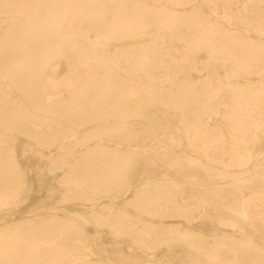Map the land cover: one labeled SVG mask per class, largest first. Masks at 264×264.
<instances>
[{
    "label": "bare ground",
    "instance_id": "1",
    "mask_svg": "<svg viewBox=\"0 0 264 264\" xmlns=\"http://www.w3.org/2000/svg\"><path fill=\"white\" fill-rule=\"evenodd\" d=\"M15 133L86 213L5 215ZM85 223L158 264H264V0H0V264H140Z\"/></svg>",
    "mask_w": 264,
    "mask_h": 264
},
{
    "label": "rangeland",
    "instance_id": "2",
    "mask_svg": "<svg viewBox=\"0 0 264 264\" xmlns=\"http://www.w3.org/2000/svg\"><path fill=\"white\" fill-rule=\"evenodd\" d=\"M252 37H254L253 33H250ZM203 53L199 52L196 55V58L198 60H202ZM66 66L64 64L60 65L58 68V72L62 73L64 70H66ZM194 75V74H193ZM198 77L197 75L193 76L195 79ZM150 115L157 116L159 111L156 110H150ZM162 119L163 116H161ZM156 127V126H155ZM69 137H66L65 140H68ZM29 145H31L30 141L28 139H24V135L21 133H15V139L13 141V149L15 151V157L19 161L23 171V191H22V197L26 196V199L22 201V203H19L16 206H13L8 213L5 214L7 217L16 218L15 221L20 220L22 217H27L29 215V210L27 208H32L33 211H39L41 213H45V215H49L52 212L56 211L58 214L62 215V213H67L69 215H75V214H84L86 213L83 208L87 207V204L82 203H76L77 201H66L64 200L62 195V189H58L55 187L54 183L57 180V177H55L54 173L47 171V164L45 162V159L48 158L49 152L44 149V152L46 155L39 156L34 153L35 147L32 146V148H29ZM149 147L146 146L145 149H148ZM38 149H41L39 147ZM54 153V150H52ZM140 166L135 167L131 171V177L132 180H137L140 177L143 176H153L157 177L158 175H162L161 172H158L157 170H149L153 164H147V163H141ZM142 167H146V171L142 169ZM44 175V177L42 176ZM43 177V181H41ZM39 178H41L39 181H37ZM219 213L222 212V208H219ZM44 214H40L39 217L42 218L45 216ZM22 216V217H21ZM36 217V216H34ZM24 220V218H23ZM11 221V220H8ZM4 223H8L7 221ZM208 220L201 219L199 221H195L193 223V227H198L201 229H204L208 226ZM83 228L85 229L88 236L91 238L90 240L95 241L99 243L100 245H107L110 246L115 245L118 247H122V253L125 255H135V260L139 261L140 264H158L156 261L157 254L155 255V260H148L147 257L141 254L135 253V247L131 245L128 241H123L121 244H115L109 240V235L106 233V229H98L96 230L91 223H85L83 225ZM226 229V228H225ZM264 244V240L261 241ZM164 248V247H163ZM164 255L163 250L158 254V257H161ZM96 259V262L102 261L103 263H106L107 258L104 254H98L97 256H94ZM117 263L121 264V260H117ZM177 262V261H176Z\"/></svg>",
    "mask_w": 264,
    "mask_h": 264
}]
</instances>
